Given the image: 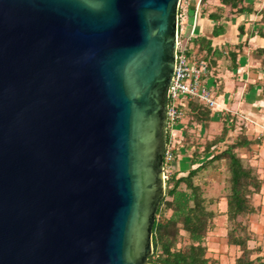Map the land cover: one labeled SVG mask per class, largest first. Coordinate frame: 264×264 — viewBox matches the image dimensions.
Wrapping results in <instances>:
<instances>
[{
	"label": "water",
	"instance_id": "1",
	"mask_svg": "<svg viewBox=\"0 0 264 264\" xmlns=\"http://www.w3.org/2000/svg\"><path fill=\"white\" fill-rule=\"evenodd\" d=\"M181 1L0 0V264H152Z\"/></svg>",
	"mask_w": 264,
	"mask_h": 264
},
{
	"label": "trees",
	"instance_id": "2",
	"mask_svg": "<svg viewBox=\"0 0 264 264\" xmlns=\"http://www.w3.org/2000/svg\"><path fill=\"white\" fill-rule=\"evenodd\" d=\"M166 102H168L167 97ZM186 108L187 115L192 116V120L197 122L210 120V110L197 100L190 101ZM164 138V150L166 151L171 142L170 127L166 130ZM221 141L223 138L217 143ZM251 144L252 142L247 139L239 140L225 150L217 149L218 151L215 153L212 151L216 143L199 144L196 147L185 144V149L192 150L190 170L186 176H179L180 173L172 172L165 182L166 196L157 214L153 238L154 254L149 263L211 264L210 259L207 258L205 242L207 234L212 228L211 221L215 218V212L209 209V205L213 201H208L203 196L201 186L194 181L214 162L227 160L230 172L228 182L231 191L227 197L226 205L228 219L233 221L251 213L249 195L252 193V188L259 191L261 183L253 175L251 169L245 168L242 159L236 152L238 148L248 147ZM171 148L173 159L167 164L169 171H172V165L178 161L183 148L182 142H175ZM169 213H171L170 216H168ZM181 231L188 234L191 242L182 249L178 247V237ZM230 243L239 246L243 252L236 260V264H264V256L261 257L259 253L257 257L252 258L255 251L249 249L246 239L232 237Z\"/></svg>",
	"mask_w": 264,
	"mask_h": 264
},
{
	"label": "rangeland",
	"instance_id": "3",
	"mask_svg": "<svg viewBox=\"0 0 264 264\" xmlns=\"http://www.w3.org/2000/svg\"><path fill=\"white\" fill-rule=\"evenodd\" d=\"M196 0H183L181 13L186 14L188 5ZM192 12L188 16H182V34H189L192 27ZM192 55V54H190ZM252 112V114H251ZM182 126L174 125L170 128L173 143L179 140V136L187 132L185 144L197 146L216 143L213 153L225 150L239 140L247 139L252 142L248 147L238 148V156L242 159L243 165L253 171V175L261 183L260 190L252 188L249 195L251 213L238 217L236 220H229L227 215V197L230 195V172L228 161H217L209 166L207 170L201 172L196 179V184L202 188L203 196L208 201H213L209 209L215 212L212 228L206 237L207 258L211 264H236V260L241 256L242 249L230 243L232 237L247 240L249 249L255 251L252 258L258 253L264 256V112L258 107H251L238 113H229L222 117L221 121L205 126H197L193 123L189 115H186ZM180 122V123H181ZM186 127L182 131L183 127ZM172 130V131H171ZM181 132H175V131ZM223 138V141L219 142ZM216 141V142H215ZM216 149V150H215ZM190 170V154H186L181 149L178 161L172 165V171L166 169L165 177H170L172 172L180 173L179 176H186ZM171 213L168 214L170 216ZM191 244L189 236L184 231L178 237V247L183 248Z\"/></svg>",
	"mask_w": 264,
	"mask_h": 264
},
{
	"label": "crops",
	"instance_id": "4",
	"mask_svg": "<svg viewBox=\"0 0 264 264\" xmlns=\"http://www.w3.org/2000/svg\"><path fill=\"white\" fill-rule=\"evenodd\" d=\"M191 12L193 32L187 38V54L192 60L209 62L205 83L218 103L215 110L209 109L210 120L197 122L189 115L191 121L199 127L214 124L252 106L264 112V0H204L197 14L192 2L183 16ZM186 134L178 142L191 157L192 150L185 149Z\"/></svg>",
	"mask_w": 264,
	"mask_h": 264
},
{
	"label": "built area",
	"instance_id": "5",
	"mask_svg": "<svg viewBox=\"0 0 264 264\" xmlns=\"http://www.w3.org/2000/svg\"><path fill=\"white\" fill-rule=\"evenodd\" d=\"M183 0L180 4L179 27H178V48L176 57L175 72L167 90V129L183 121L187 115V104L190 101L197 100L200 104L210 110H215L218 103L214 92L205 83V78L209 74V62L197 59H191L188 54L186 34H182V16L181 13ZM204 5V0H196L195 8L197 14ZM193 29L190 36L192 35ZM174 140L171 139L165 151V170L167 164L172 161V146Z\"/></svg>",
	"mask_w": 264,
	"mask_h": 264
},
{
	"label": "flooded vegetation",
	"instance_id": "6",
	"mask_svg": "<svg viewBox=\"0 0 264 264\" xmlns=\"http://www.w3.org/2000/svg\"><path fill=\"white\" fill-rule=\"evenodd\" d=\"M167 106V105H166Z\"/></svg>",
	"mask_w": 264,
	"mask_h": 264
}]
</instances>
